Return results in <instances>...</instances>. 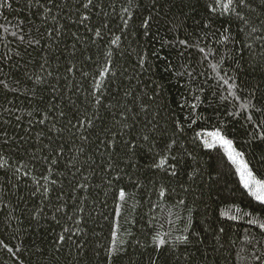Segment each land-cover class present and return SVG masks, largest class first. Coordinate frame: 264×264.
Returning a JSON list of instances; mask_svg holds the SVG:
<instances>
[{
    "label": "trees",
    "instance_id": "obj_1",
    "mask_svg": "<svg viewBox=\"0 0 264 264\" xmlns=\"http://www.w3.org/2000/svg\"><path fill=\"white\" fill-rule=\"evenodd\" d=\"M208 132L264 183V0H0V264H264Z\"/></svg>",
    "mask_w": 264,
    "mask_h": 264
},
{
    "label": "rangeland",
    "instance_id": "obj_2",
    "mask_svg": "<svg viewBox=\"0 0 264 264\" xmlns=\"http://www.w3.org/2000/svg\"><path fill=\"white\" fill-rule=\"evenodd\" d=\"M204 139H205V143L207 145H210L211 147L218 146V147L222 148L224 150V152L229 156L228 150L221 143V141H224V140L221 138L219 133L208 132L204 135ZM224 142H226V141H224ZM241 164H242L241 162L235 163L237 170L239 172H241V168H240ZM246 175H248L247 172L245 173V176ZM239 176L241 178V174H239ZM249 184H251L253 187V191L255 192V197L257 198L258 201H260L259 197L264 196V183H254L253 181L249 180Z\"/></svg>",
    "mask_w": 264,
    "mask_h": 264
},
{
    "label": "snow or ice",
    "instance_id": "obj_3",
    "mask_svg": "<svg viewBox=\"0 0 264 264\" xmlns=\"http://www.w3.org/2000/svg\"><path fill=\"white\" fill-rule=\"evenodd\" d=\"M221 143L223 144V146L228 150L229 152V159L233 162V163H237V159L234 157L232 151H231V145L228 144L227 142L221 141ZM241 168V178H242V182L244 183V186L247 188L249 185V180L251 179L250 174L248 176H245V173L247 172V169L244 165H240ZM121 198H123V193H121ZM260 202L264 203V196L259 197Z\"/></svg>",
    "mask_w": 264,
    "mask_h": 264
}]
</instances>
